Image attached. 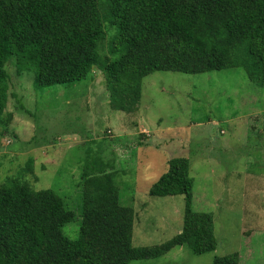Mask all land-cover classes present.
Instances as JSON below:
<instances>
[{
	"label": "trees",
	"instance_id": "obj_1",
	"mask_svg": "<svg viewBox=\"0 0 264 264\" xmlns=\"http://www.w3.org/2000/svg\"><path fill=\"white\" fill-rule=\"evenodd\" d=\"M103 5L0 0V119L9 101L10 61L17 75L33 74L36 92L99 72L112 108L124 112L137 110L142 78L155 71L242 68L253 84L264 86V0H104ZM99 28L109 31L104 50L97 45ZM139 144L136 148L145 142ZM109 163L95 157L84 162L74 238L65 228L75 212L57 192L36 189L26 179L34 176L33 158L6 177L0 184V264H131L159 259L180 246L197 255L216 250L213 214L192 207L187 158L171 159L147 191L185 197L181 233L150 247L133 246L136 212L121 203L120 176ZM212 264H240V257L217 256Z\"/></svg>",
	"mask_w": 264,
	"mask_h": 264
},
{
	"label": "rangeland",
	"instance_id": "obj_2",
	"mask_svg": "<svg viewBox=\"0 0 264 264\" xmlns=\"http://www.w3.org/2000/svg\"><path fill=\"white\" fill-rule=\"evenodd\" d=\"M103 4L99 0L101 9ZM108 32H97L103 50ZM7 69L0 184L33 158L34 176L26 179L36 189L57 192L75 212L65 228L74 238L81 221L84 162L89 157L110 161L120 176L121 203L136 212L133 246L150 247L181 233L185 197L147 191L171 159L187 158L192 207L213 214L216 250L197 255L180 246L159 259L131 264H212L217 256L234 253L240 264H264V86L253 84L242 68L150 73L142 78L134 112L112 108L99 72L93 79L36 92L32 73L17 75L12 61ZM139 141L145 144L136 148Z\"/></svg>",
	"mask_w": 264,
	"mask_h": 264
}]
</instances>
